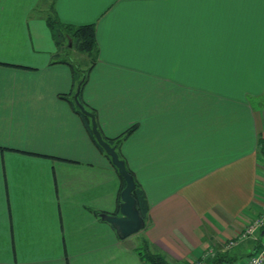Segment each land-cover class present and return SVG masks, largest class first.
<instances>
[{
	"label": "crops",
	"instance_id": "1",
	"mask_svg": "<svg viewBox=\"0 0 264 264\" xmlns=\"http://www.w3.org/2000/svg\"><path fill=\"white\" fill-rule=\"evenodd\" d=\"M49 17L92 24L96 57L74 72ZM77 87L147 198L137 245L100 218L119 214L123 179ZM261 139L264 0H0V264H147L144 240L172 262L241 264L261 246L225 242L264 202Z\"/></svg>",
	"mask_w": 264,
	"mask_h": 264
},
{
	"label": "trees",
	"instance_id": "2",
	"mask_svg": "<svg viewBox=\"0 0 264 264\" xmlns=\"http://www.w3.org/2000/svg\"><path fill=\"white\" fill-rule=\"evenodd\" d=\"M48 24H49V28L51 30V35H52V38L55 42V45L63 46V48L65 49V47L68 46V43H70V46L72 44L71 48L76 49L77 51L86 54L91 59H94L96 57L97 45H96V41H95L94 27L92 24L76 26V25H72V24L63 23V22L59 21L57 18H53V17H49ZM67 51L64 53V55H67ZM72 64L70 63L74 72L78 71L76 66L72 65ZM85 74L86 73H84L83 78L79 82L80 88H82L83 84L86 81L87 75H85ZM78 99L81 102L80 93L78 95ZM71 104H72L73 109L76 111V113H78L81 116V118L83 119L85 127H86L91 139L94 141L95 145L97 146V148L110 159V157L105 153V151L102 149V147L99 146V144L95 140L94 135L91 132L90 118L87 115L81 113V111L79 110V108H78V106L74 100H71ZM84 107L87 110H89L90 112H92V110L88 109L86 106H84ZM134 128L135 127H131L130 129L125 131L123 136L128 135L130 132H132L134 130ZM103 138L108 143L115 146L116 151L119 155V158L124 160L123 157L121 156V154L119 153L118 149H117L118 144L121 142L122 139L120 137H117L115 139H111V138H106L104 136H103ZM259 146H260V155L262 158L264 156V140H262V139L260 140ZM126 167H127V165H126ZM115 169H116V167H115ZM127 169L134 177L133 172L128 167H127ZM134 180L136 183V187L133 190L132 195L136 200V206H137V209L139 210V214L146 221L147 216H148V210H149L148 201H147V198L145 196L144 191L142 190L140 185L137 183L135 177H134ZM124 185H125V182L123 180L122 188L124 187ZM262 229H264V227ZM254 243H255V247L261 246V238L257 237V239L254 241ZM138 254H139L140 258L144 262H146L147 264H192V262L178 263V262L169 261L164 254H162L160 252L152 251L149 248V245L145 240L143 242V247L138 249ZM233 262H235V256L231 255V253L229 251H227V250H216L214 253H212L211 255L206 257L203 260L202 264H231Z\"/></svg>",
	"mask_w": 264,
	"mask_h": 264
},
{
	"label": "water",
	"instance_id": "3",
	"mask_svg": "<svg viewBox=\"0 0 264 264\" xmlns=\"http://www.w3.org/2000/svg\"><path fill=\"white\" fill-rule=\"evenodd\" d=\"M79 87L73 96L81 113L87 115L91 122V132L95 140L102 147L105 153L110 157L111 163L116 167L118 174L123 178L125 185L120 192L119 214L101 213L100 218L111 224L119 239H125L130 235L142 230L146 223L145 219L139 214L136 206V200L132 195L136 187L133 175L128 171L124 160L119 158L114 145L108 143L102 136L97 127L95 115L87 110L78 99ZM264 234V229L261 231L260 238Z\"/></svg>",
	"mask_w": 264,
	"mask_h": 264
},
{
	"label": "built area",
	"instance_id": "4",
	"mask_svg": "<svg viewBox=\"0 0 264 264\" xmlns=\"http://www.w3.org/2000/svg\"><path fill=\"white\" fill-rule=\"evenodd\" d=\"M259 166L264 174V156L260 159ZM264 191V184H263ZM264 227V202L261 206L259 213L253 217L243 228L241 233L235 238L225 242L226 248H231L237 245L239 242L246 239L256 240L261 229ZM211 250H208L200 259L194 260L192 264H202L203 260L208 257ZM241 264H264V244L258 249V251L246 258H244Z\"/></svg>",
	"mask_w": 264,
	"mask_h": 264
},
{
	"label": "rangeland",
	"instance_id": "5",
	"mask_svg": "<svg viewBox=\"0 0 264 264\" xmlns=\"http://www.w3.org/2000/svg\"><path fill=\"white\" fill-rule=\"evenodd\" d=\"M47 30H48V28H47ZM47 33H48V42H47V44H48V46H54L55 44H54V42L52 41V39H51V36H50V33H49V30L47 31ZM43 44V43H42ZM71 46H72V44H71ZM71 46H70V43H68V46L67 47H65V51H64V53L67 51V50H72V53H70L69 52V54H68V56L69 57H67V58H70V60L72 59V60H74L75 62H72L73 63V65H75L76 67H80V68H83V66H84V61H82V60H84L85 58H83L84 57V54L83 53H81V52H78V51H76L75 49H73V48H71ZM64 53H63V57H66V55H64ZM86 55V54H85ZM78 65V66H77ZM54 104V103H53ZM145 223H147V220L145 221ZM145 227H146V225H145ZM145 227H144V229H145ZM141 231V230H140ZM140 231H138V232H136V233H134V234H132V235H130L129 236V239H130V241H131V243H135L136 245H137V240H138V238L140 239L141 237H142V235H143V233L142 232H140ZM261 239H262V241L264 242V234L262 235V237H261ZM147 243H148V245H149V248L151 249V245L149 244V242L148 241H146ZM138 245H140V248L141 247H143V243L142 244H138ZM139 248V249H140ZM144 263V262H143Z\"/></svg>",
	"mask_w": 264,
	"mask_h": 264
},
{
	"label": "snow or ice",
	"instance_id": "6",
	"mask_svg": "<svg viewBox=\"0 0 264 264\" xmlns=\"http://www.w3.org/2000/svg\"><path fill=\"white\" fill-rule=\"evenodd\" d=\"M209 2H224V3L235 4V5H243L245 3L251 2V0H209Z\"/></svg>",
	"mask_w": 264,
	"mask_h": 264
}]
</instances>
